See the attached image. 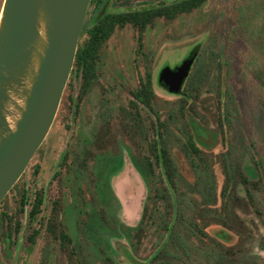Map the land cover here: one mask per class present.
Listing matches in <instances>:
<instances>
[{
  "label": "rangeland",
  "instance_id": "1",
  "mask_svg": "<svg viewBox=\"0 0 264 264\" xmlns=\"http://www.w3.org/2000/svg\"><path fill=\"white\" fill-rule=\"evenodd\" d=\"M146 37V52L152 50L157 54L156 74L163 67L176 68L196 47H201L200 57L194 61L183 87L196 99L184 102L182 122L187 124L198 146L218 162L214 167L217 179L193 178L180 145L171 140L170 147L183 176L178 182L180 192L191 200L187 217L193 218L199 212L210 220V213L205 210L214 204L211 197L219 200L222 186L228 184L221 166L228 170L229 164L237 160L236 165L243 163L253 181L254 168L264 172V0H207L189 15L172 22L158 20ZM164 40L167 44L163 46ZM134 45V32L129 28L117 32L106 44L99 70L101 82L108 85L96 86L76 117L61 108L32 161V165L44 161L39 175L33 178L27 173L24 178L29 186L32 180L39 187L50 183L48 197L52 199L60 194L62 221L73 232L74 245H79L78 259H84L79 264H110L109 260L114 264H131L126 257H133L140 264H264L261 187L251 190L256 207L231 204L230 210L247 222V228L237 233L244 235L241 241L236 240L237 234L223 231L218 236L224 244L222 251L217 249L218 243L208 240L219 230L214 224L204 228L207 237L202 243L194 238L189 240V246L196 247L197 252L189 251L187 259L179 243L169 240L170 232L159 230L157 217L149 227L141 225L149 195L146 169L138 156L142 144H138V138L130 130L129 121L119 123L124 119L120 109L127 107L131 92L138 86ZM100 86L107 90V105L116 108L108 125L104 122L108 109L101 104ZM154 90L155 109L166 119L174 113L181 97L169 94L159 85H154ZM96 141L103 146L97 148ZM67 154L58 189V184L51 180L61 157ZM204 158L209 162L211 156ZM81 159H86L84 167L74 171L73 163ZM77 185L78 192L71 190ZM72 206L75 213L70 211ZM158 208L164 214L161 202ZM231 225L238 228L233 222ZM22 241L20 236L15 251L4 255L7 264H65L61 259H51L49 254L46 261H40V250L45 246V240L40 238L35 246L24 251L22 261ZM226 249L227 256L223 254Z\"/></svg>",
  "mask_w": 264,
  "mask_h": 264
},
{
  "label": "water",
  "instance_id": "2",
  "mask_svg": "<svg viewBox=\"0 0 264 264\" xmlns=\"http://www.w3.org/2000/svg\"><path fill=\"white\" fill-rule=\"evenodd\" d=\"M91 0H4L0 11V204L55 121ZM197 54L159 74L177 95Z\"/></svg>",
  "mask_w": 264,
  "mask_h": 264
},
{
  "label": "trees",
  "instance_id": "3",
  "mask_svg": "<svg viewBox=\"0 0 264 264\" xmlns=\"http://www.w3.org/2000/svg\"><path fill=\"white\" fill-rule=\"evenodd\" d=\"M206 1L207 0H189L188 7H184L182 3H179L173 7L160 8L157 10L156 17H165L169 19L179 14L191 13L200 8ZM146 26L147 22H144L142 25L143 30ZM108 36V33L103 32L101 29L91 34L89 40L82 46H79L76 54V61L81 58L82 51H98L107 40ZM200 52L201 47H196L193 50L191 55L197 54L195 61L199 59ZM94 68V65H91L90 77H87V75H89L88 67L85 68V82L88 83L91 79L94 80ZM186 80L183 87L186 85ZM140 82L142 85H138L137 88L131 92V99L127 107L122 109V111L120 109L124 119L123 121H119V123L122 124L125 120V122L129 121L130 130L134 132L135 137L138 138V144H142V153L138 156L141 158L146 169L149 195L145 202L141 225L147 224L149 227V225L154 223V218L157 217L156 219L160 223L159 230L161 232H170L169 240L179 243L180 250L187 259L190 254L189 251H193L194 253L197 252L196 247L191 244V246H189V240L194 238L197 242L202 243L207 237L204 228L210 224H214L219 227V230L208 240L218 243L217 249L222 251L224 244L218 239V236L222 234L223 231H227L230 235L231 233L233 235L234 233L237 234L241 229L247 228V222L236 214H233L230 210L231 204L236 203L238 205H243L244 208L252 205L256 207L257 205L255 204L257 202L251 190H257V188L260 187L264 189V172L260 168H254L256 179L253 181L245 171L243 163L238 162V165H236L237 160H232L233 162L229 164L228 170L224 166H221L224 180L227 181L228 184L231 182V185L224 184L222 186L223 190L221 191L219 200H216V197L212 195L211 198L214 204L205 210L207 214L210 213V220L201 216L199 212H196L193 218H188L186 209L189 208L191 200H188L185 195L180 192L181 189L179 188L178 182L183 176L177 162L173 158L172 149L170 147L171 140L180 145V150L186 158L193 178L217 179V172L214 167L218 164L212 154H206L198 146L195 142V137L189 133L187 124L182 122L186 108L184 102L188 99L194 100L196 96L192 94L190 90L182 88L181 92L175 95L181 97L178 101L176 110L166 119H163L161 112L155 109L156 94L153 86L150 85V81L149 83H145V79L141 77ZM91 86L93 85H83L85 91L91 88ZM159 86L166 90L161 84H159ZM193 104L195 103L191 105L193 106ZM106 109L108 110H105L106 115L104 122L108 125L113 121L116 108L107 105ZM98 143L99 142L96 141L95 146L101 148L103 145ZM204 155L211 156L209 162H206ZM86 159L80 160V167H84V161H86ZM234 197L239 201H236ZM160 202L165 210L164 214H160L159 212L158 205ZM40 204L41 199L39 198L34 207V214L40 208ZM257 212L258 211H255V213ZM154 214L157 216H154ZM197 215L200 216V218L197 217ZM150 221H152V223H150ZM232 222L238 227L237 229H234L235 227L231 225ZM143 232L144 231H142L141 234ZM250 233L251 231L249 230L248 236ZM139 234L138 232L136 235L137 237H135L137 241L139 240ZM236 236V240L238 241H241L244 237L241 233ZM223 254L227 256L229 250L226 249L225 252L223 251Z\"/></svg>",
  "mask_w": 264,
  "mask_h": 264
},
{
  "label": "flooded vegetation",
  "instance_id": "4",
  "mask_svg": "<svg viewBox=\"0 0 264 264\" xmlns=\"http://www.w3.org/2000/svg\"><path fill=\"white\" fill-rule=\"evenodd\" d=\"M3 1L4 0H0V11ZM179 3H182L184 7H188L189 0H91L79 37L77 51L79 46H82L88 41L91 34L95 31L101 29L103 32L108 33L109 36L98 51H82L81 58L78 61H76L75 56L71 75L65 87L58 112L62 108L72 116H78L80 106L85 102L87 97H89L93 89L98 85H108L107 83H102L100 80L102 77L99 70L102 62V49L117 32H121L126 28L134 32L135 45L133 59L134 70L137 72V85H142L140 82L141 77L145 79V83H149L150 81V85L153 86V89L154 85H159L158 79L160 72L169 67H163L159 73H155L158 65L156 58L157 54L152 50L146 52L145 49H148L146 34L158 20L172 22L180 16L189 15L190 13H184L169 19L165 17H156L158 9L173 7ZM144 22H147V26L143 30L142 25ZM165 42L167 41H163V46L167 44ZM91 65L95 67V78L87 83L84 79L85 68L88 67L89 75H87V77H90ZM83 85L93 86L85 91ZM119 85L124 84L119 83ZM100 88V90H102L101 104L103 103L104 107H106L108 103L106 97L107 90L102 86H100ZM66 127L68 128V126ZM37 152L23 175L0 204V264H7L4 255L9 256L10 251H15L14 249L19 243L20 236H23L22 245L20 246V251L22 249V261L25 259L24 251L31 246H35L36 240L40 238V240H45V246L40 250V261H46V254H49V257H52L51 259H61L65 264H77V262L79 264V260L81 259H78L76 249L79 245L78 247L74 245L75 240H73L71 235L73 232H69L62 221L63 211L59 209L61 206L60 194H57L52 199L48 197V186L50 183L39 187V183L37 184L35 180H32L33 184L29 186L26 178H24L27 173H30L33 178L39 175L44 161L40 160L38 163L32 165V161ZM67 156L68 154L61 157L60 163L54 171L55 173L51 180V182H56V184H58V189H61L59 175L66 166ZM76 159L78 161L79 157L77 156ZM73 164L74 171L78 170L79 172L78 168H80V163L75 162ZM71 190L78 192L79 185H77V187L74 186ZM39 198L41 199L40 208L34 214V207ZM72 208L73 209L70 211L75 213L76 210L74 211L73 206ZM126 258L131 264H140V262L133 257ZM109 261L110 264H114L111 260ZM81 262L84 263V259L83 261L81 260Z\"/></svg>",
  "mask_w": 264,
  "mask_h": 264
}]
</instances>
